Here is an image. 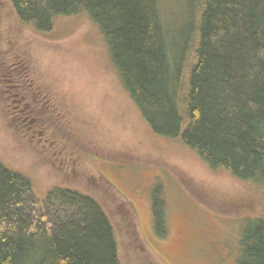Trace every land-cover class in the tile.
I'll use <instances>...</instances> for the list:
<instances>
[{
  "label": "rangeland",
  "instance_id": "rangeland-1",
  "mask_svg": "<svg viewBox=\"0 0 264 264\" xmlns=\"http://www.w3.org/2000/svg\"><path fill=\"white\" fill-rule=\"evenodd\" d=\"M165 1L167 15L184 2ZM0 160L27 174L38 198L52 185L95 197L120 264H236L247 217L264 214L251 182L151 132L84 13L39 32L0 0ZM153 194L163 201L162 236Z\"/></svg>",
  "mask_w": 264,
  "mask_h": 264
},
{
  "label": "trees",
  "instance_id": "trees-1",
  "mask_svg": "<svg viewBox=\"0 0 264 264\" xmlns=\"http://www.w3.org/2000/svg\"><path fill=\"white\" fill-rule=\"evenodd\" d=\"M7 1L39 32L86 14L151 132L251 182L264 202V0H184L169 15L165 0ZM150 206L162 236L163 201L153 194ZM0 264L120 263L95 197L52 185L38 198L31 178L0 160ZM236 264H264V214L247 217Z\"/></svg>",
  "mask_w": 264,
  "mask_h": 264
}]
</instances>
